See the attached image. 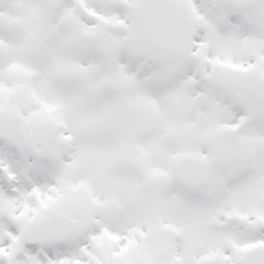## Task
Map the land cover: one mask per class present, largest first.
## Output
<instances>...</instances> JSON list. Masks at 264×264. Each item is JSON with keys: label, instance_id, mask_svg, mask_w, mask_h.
Returning <instances> with one entry per match:
<instances>
[{"label": "snow or ice", "instance_id": "snow-or-ice-1", "mask_svg": "<svg viewBox=\"0 0 264 264\" xmlns=\"http://www.w3.org/2000/svg\"><path fill=\"white\" fill-rule=\"evenodd\" d=\"M0 264H264V0H0Z\"/></svg>", "mask_w": 264, "mask_h": 264}]
</instances>
